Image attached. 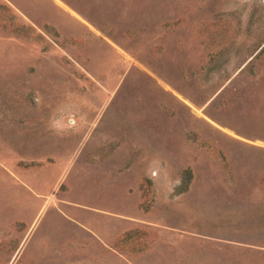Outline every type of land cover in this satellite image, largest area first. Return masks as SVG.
Returning a JSON list of instances; mask_svg holds the SVG:
<instances>
[{"label": "rangeland", "instance_id": "rangeland-1", "mask_svg": "<svg viewBox=\"0 0 264 264\" xmlns=\"http://www.w3.org/2000/svg\"><path fill=\"white\" fill-rule=\"evenodd\" d=\"M0 3V264H264V0Z\"/></svg>", "mask_w": 264, "mask_h": 264}, {"label": "trees", "instance_id": "trees-1", "mask_svg": "<svg viewBox=\"0 0 264 264\" xmlns=\"http://www.w3.org/2000/svg\"><path fill=\"white\" fill-rule=\"evenodd\" d=\"M7 11V5L3 4V3H0V12H5ZM9 14V13H7ZM9 17H11V15H9ZM14 30L18 33H21V34H25V35H29L30 32H32V27L30 25H27V24H24V23H21V24H17L15 25L14 27ZM185 181H184V186H186V184L188 183L189 181V178L191 176V172H190V169L187 168L185 170ZM181 187V189L183 188Z\"/></svg>", "mask_w": 264, "mask_h": 264}]
</instances>
